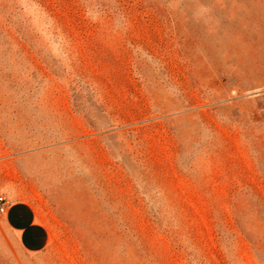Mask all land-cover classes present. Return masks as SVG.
Segmentation results:
<instances>
[{
  "label": "rangeland",
  "instance_id": "374dc122",
  "mask_svg": "<svg viewBox=\"0 0 264 264\" xmlns=\"http://www.w3.org/2000/svg\"><path fill=\"white\" fill-rule=\"evenodd\" d=\"M0 195V264H264V0H0Z\"/></svg>",
  "mask_w": 264,
  "mask_h": 264
},
{
  "label": "crops",
  "instance_id": "0c3cea01",
  "mask_svg": "<svg viewBox=\"0 0 264 264\" xmlns=\"http://www.w3.org/2000/svg\"><path fill=\"white\" fill-rule=\"evenodd\" d=\"M5 225L16 235L19 247L25 253L42 252L49 242V231L35 219L32 209L25 203H14L7 206Z\"/></svg>",
  "mask_w": 264,
  "mask_h": 264
},
{
  "label": "built area",
  "instance_id": "2783aa9c",
  "mask_svg": "<svg viewBox=\"0 0 264 264\" xmlns=\"http://www.w3.org/2000/svg\"><path fill=\"white\" fill-rule=\"evenodd\" d=\"M7 211V200L6 197L0 195V215H4Z\"/></svg>",
  "mask_w": 264,
  "mask_h": 264
}]
</instances>
